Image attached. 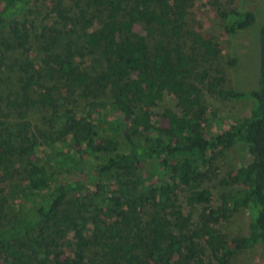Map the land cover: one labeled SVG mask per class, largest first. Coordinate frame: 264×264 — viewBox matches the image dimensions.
Instances as JSON below:
<instances>
[{
	"label": "trees",
	"instance_id": "trees-1",
	"mask_svg": "<svg viewBox=\"0 0 264 264\" xmlns=\"http://www.w3.org/2000/svg\"><path fill=\"white\" fill-rule=\"evenodd\" d=\"M185 2L0 0V264H228L255 247L264 264V18L256 87L218 92L250 113L206 131L193 74L214 44L188 32L185 50ZM216 11L231 34L254 20ZM167 94L180 112H154ZM239 140L249 159L212 209L206 172ZM240 208L246 233L226 238Z\"/></svg>",
	"mask_w": 264,
	"mask_h": 264
},
{
	"label": "rangeland",
	"instance_id": "rangeland-1",
	"mask_svg": "<svg viewBox=\"0 0 264 264\" xmlns=\"http://www.w3.org/2000/svg\"><path fill=\"white\" fill-rule=\"evenodd\" d=\"M231 7L252 12L253 23L237 30L234 34L225 31L223 18L216 10L226 11ZM184 17L185 31L179 40H184L183 46L186 51H189L187 45L193 43L188 32L195 31L214 44L213 48L199 49L200 54L196 57L194 66L193 77L199 79L194 82L200 86L205 105L206 119L203 128L206 131L225 129L234 120L248 115L253 106L251 100L224 99L218 92L225 88L247 92L256 87L259 65L258 29L264 18V0H186ZM233 19L234 17L230 16L227 21L231 23ZM227 57L234 58L235 63L230 65L226 61ZM200 73H204L205 76L201 78ZM163 107H169L176 112L181 111L179 102L168 94L164 95L160 104L154 108V112L162 111ZM248 159L246 145L239 140L213 160L202 184L210 191L208 202L210 208L219 207L223 204V195L233 192L234 188L228 183V173L237 166L245 164ZM177 201L181 206L182 214L190 215L192 223L198 224L199 214L202 211L201 204H187L186 197L182 193H178ZM247 222V211L240 208L230 212L225 219L221 218L216 227L219 233L230 238L246 233ZM260 258V250L255 247L236 253L228 264H259ZM204 260L209 264H219L211 258L208 251L204 255Z\"/></svg>",
	"mask_w": 264,
	"mask_h": 264
}]
</instances>
